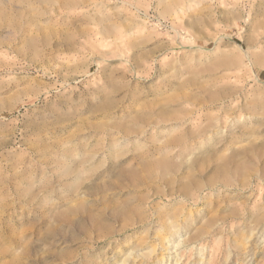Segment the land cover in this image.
<instances>
[{
  "label": "rangeland",
  "instance_id": "374dc122",
  "mask_svg": "<svg viewBox=\"0 0 264 264\" xmlns=\"http://www.w3.org/2000/svg\"><path fill=\"white\" fill-rule=\"evenodd\" d=\"M0 264H264V0H0Z\"/></svg>",
  "mask_w": 264,
  "mask_h": 264
},
{
  "label": "bare ground",
  "instance_id": "6f19581e",
  "mask_svg": "<svg viewBox=\"0 0 264 264\" xmlns=\"http://www.w3.org/2000/svg\"><path fill=\"white\" fill-rule=\"evenodd\" d=\"M245 53H246V52H245ZM245 55L248 57L247 54H245ZM248 58H250V57H248ZM224 104H225V103H223V105H224ZM216 119H217V118H216ZM220 121H221V120H220ZM217 123H218V122H217ZM215 124H216V123H215ZM218 124H219V123H218ZM218 124H216L215 126H217ZM220 125H221V124H220ZM211 126H212V125H210V127H211ZM215 126L213 125L214 128H215ZM218 127H219V126H218ZM220 127H221V126H220ZM194 128H195V127H194ZM214 128H213V129H214ZM216 128H217V127H216ZM223 128H224V127H223ZM210 129L212 130V128H210ZM210 129H209V131H211ZM221 129H222V128H221ZM215 130H216V129H215ZM215 130H214V131H215ZM218 130H220V128H219ZM222 130H223V129H222ZM209 131L207 130V131H205V133L202 131L201 134L204 135V136L206 137L207 134L209 133ZM212 131H213V130H212ZM212 131H211V132H212ZM195 132H196V131H195ZM220 132H221V131H218L219 134H220ZM216 133H217V130H216ZM221 133H222V132H221ZM205 134H206V135H205ZM210 134H211V133H210ZM210 134H209V135H210ZM212 134H213V133H212ZM212 134H211V135H212ZM219 134H217V135L219 136ZM214 135H215V134H214ZM214 135H212V136H214ZM220 136H221V135H220ZM224 137H225V136H224ZM207 138H208V136H207ZM214 138H215V137H214ZM193 139H194V138H193ZM208 140H210V139H208ZM226 180H228V179H226ZM226 182H228V181H226ZM228 183H229V182H228ZM222 185H223V184H222ZM229 185H230V183H229ZM208 187H209V186H208Z\"/></svg>",
  "mask_w": 264,
  "mask_h": 264
}]
</instances>
